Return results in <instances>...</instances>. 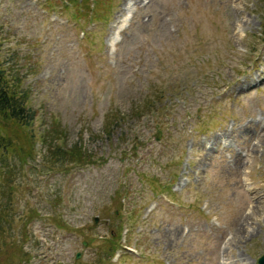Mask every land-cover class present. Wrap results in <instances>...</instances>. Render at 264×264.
Returning <instances> with one entry per match:
<instances>
[{"label": "rangeland", "instance_id": "rangeland-1", "mask_svg": "<svg viewBox=\"0 0 264 264\" xmlns=\"http://www.w3.org/2000/svg\"><path fill=\"white\" fill-rule=\"evenodd\" d=\"M0 67L42 138L0 260L259 264L264 0H0Z\"/></svg>", "mask_w": 264, "mask_h": 264}, {"label": "trees", "instance_id": "trees-1", "mask_svg": "<svg viewBox=\"0 0 264 264\" xmlns=\"http://www.w3.org/2000/svg\"><path fill=\"white\" fill-rule=\"evenodd\" d=\"M5 75V72H3L0 67V244L4 243V245L5 236L10 233L12 234L11 223L13 219L10 218L12 206L9 207V205L12 202L15 186L13 184V171L4 166L5 161L8 159L7 157H12L18 160L20 165H25L28 159H32L35 141L41 138L39 136L37 137V135L30 130L35 119V112L28 106L26 96L22 95L18 84H9ZM110 125L111 124H106V127L108 126L109 128ZM8 126L13 128L15 133H12L14 131L8 128ZM9 130L11 132H9ZM18 132L19 135L17 134ZM41 141L45 143L46 139ZM70 151H73L70 153L71 155L78 157L75 163H83L86 161V159L81 156V154L85 153L84 149H72ZM79 152L81 153L79 154ZM37 215L36 212L28 214L25 219L22 220V228L25 229L27 223ZM119 233L117 236H119ZM14 245L15 243L13 242L11 246L14 247ZM116 245H118V243L116 244L115 239L109 241L111 255L116 250ZM15 247L14 253L19 256L16 264H24L23 257L25 255L21 253L20 247L16 245ZM2 253L3 252H1V255ZM10 254H12V252H10ZM22 255L23 257H21ZM27 261H29L28 256ZM0 264L12 263L9 259H4L0 260Z\"/></svg>", "mask_w": 264, "mask_h": 264}, {"label": "bare ground", "instance_id": "bare-ground-1", "mask_svg": "<svg viewBox=\"0 0 264 264\" xmlns=\"http://www.w3.org/2000/svg\"><path fill=\"white\" fill-rule=\"evenodd\" d=\"M130 8H126L125 11H126V14H125V17L122 19L121 21V27L119 28V30H123L126 26V24L129 22L130 18H131V15L129 14L130 12L128 11ZM116 35V34H115ZM114 35V36H115ZM115 39V37L112 38V40H110V45L112 46L113 44V40Z\"/></svg>", "mask_w": 264, "mask_h": 264}, {"label": "water", "instance_id": "water-1", "mask_svg": "<svg viewBox=\"0 0 264 264\" xmlns=\"http://www.w3.org/2000/svg\"><path fill=\"white\" fill-rule=\"evenodd\" d=\"M96 222H97V220L94 221L95 224H96ZM76 258H79V255H77ZM259 264H264V256L262 258H260Z\"/></svg>", "mask_w": 264, "mask_h": 264}]
</instances>
